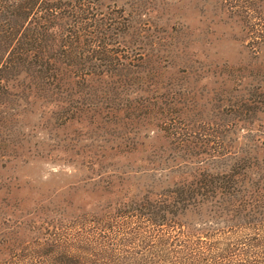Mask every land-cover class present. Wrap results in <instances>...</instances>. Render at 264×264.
<instances>
[{"label":"trees","instance_id":"obj_1","mask_svg":"<svg viewBox=\"0 0 264 264\" xmlns=\"http://www.w3.org/2000/svg\"><path fill=\"white\" fill-rule=\"evenodd\" d=\"M255 229L264 0H0V264H226Z\"/></svg>","mask_w":264,"mask_h":264},{"label":"rangeland","instance_id":"obj_2","mask_svg":"<svg viewBox=\"0 0 264 264\" xmlns=\"http://www.w3.org/2000/svg\"><path fill=\"white\" fill-rule=\"evenodd\" d=\"M54 170L52 173L56 171V168H50L51 171ZM49 171V166L42 164L40 166L34 167H27L24 170V173L31 176L38 178L41 175H45ZM16 176L20 177V173L16 172ZM53 176L49 178L52 179ZM24 179V178H23ZM75 176L72 174L70 175L67 172L66 176L59 177V182H67L70 180H74ZM226 238L229 236H225ZM229 241H236L234 246V250H240V252H231L229 255L230 257L227 260L223 261L222 263L226 264H258V262H264V229L258 231L255 229L254 231L249 232H237L234 236H232L231 240ZM250 243H253L251 246ZM209 245V244H207ZM211 247V246H206ZM230 259V260H229Z\"/></svg>","mask_w":264,"mask_h":264}]
</instances>
